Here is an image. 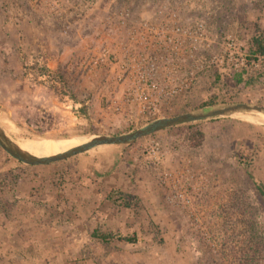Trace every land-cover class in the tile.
<instances>
[{
  "label": "rangeland",
  "instance_id": "rangeland-1",
  "mask_svg": "<svg viewBox=\"0 0 264 264\" xmlns=\"http://www.w3.org/2000/svg\"><path fill=\"white\" fill-rule=\"evenodd\" d=\"M161 1L180 9L188 1L183 13L204 21L222 70L202 73L164 117L107 112L113 85L89 67L106 44V17L122 9L132 20L151 16ZM257 29L264 0H0V264H264V243L247 235L255 219L264 241V199L254 186L264 185V113L182 122L45 163L12 154L16 145L51 157L205 107L264 108V59L247 60ZM191 123L202 138L191 139ZM153 141L166 151L161 166L141 157ZM112 190L134 195L138 208L114 204ZM95 230L113 237L104 242Z\"/></svg>",
  "mask_w": 264,
  "mask_h": 264
},
{
  "label": "built area",
  "instance_id": "built-area-1",
  "mask_svg": "<svg viewBox=\"0 0 264 264\" xmlns=\"http://www.w3.org/2000/svg\"><path fill=\"white\" fill-rule=\"evenodd\" d=\"M187 2L180 9L174 1H161L151 16L140 14L137 20L130 19L127 9L106 17V44L90 59L89 67L94 78L98 70H104L105 82L113 85L106 99L107 112L143 120L164 117L185 99L202 73L210 68L221 72L223 54L210 52L214 41L204 21L185 16ZM228 45H234L232 39ZM198 54H208V59L200 60ZM232 54L228 52L226 63ZM141 157L149 165L161 166L166 151L153 141ZM194 176L186 177L192 191ZM183 192L176 191V196L183 200Z\"/></svg>",
  "mask_w": 264,
  "mask_h": 264
},
{
  "label": "water",
  "instance_id": "water-1",
  "mask_svg": "<svg viewBox=\"0 0 264 264\" xmlns=\"http://www.w3.org/2000/svg\"><path fill=\"white\" fill-rule=\"evenodd\" d=\"M241 111H255V112L264 113V108H260V107H256L254 105H248V104H227L222 107H217V106L205 107L203 109H198L192 112H186V113L174 116V117L157 119L147 124L146 126L135 130L132 133L119 135V136H113V137L112 136L97 137L67 152L54 155L51 157H45V158L33 157L30 154L18 149L16 145H12V150H13L12 154L17 158L22 159L23 161H27L28 163H45V162H49L52 160L65 157L66 155H70L75 152L84 151L92 147L102 145V144H115V143L130 142L141 136L158 131L164 127L179 124L182 122L203 119V118L214 116V115H228V114H233V113H237Z\"/></svg>",
  "mask_w": 264,
  "mask_h": 264
},
{
  "label": "trees",
  "instance_id": "trees-1",
  "mask_svg": "<svg viewBox=\"0 0 264 264\" xmlns=\"http://www.w3.org/2000/svg\"><path fill=\"white\" fill-rule=\"evenodd\" d=\"M248 54L249 57H247L248 61L251 60H257L258 58H263L264 59V30L262 29H257L255 33L251 36L249 42H248ZM215 101L209 100V101H203L200 104H198V107H204V106H209L214 104ZM181 112H184L181 111ZM196 124L191 123L187 126V129L190 130L191 132V139L198 140L199 138L203 137V133L199 131V129H196ZM247 175L249 178L252 179V175L247 172ZM255 189L257 192L261 195V197L264 199V185L261 183H254ZM108 198L113 201L114 204H117L119 206H123L125 208H138V199L132 195L131 193H127L124 191H119V190H112L110 191V194L108 195ZM247 235L248 238L251 241L256 242L258 246L263 247V236H262V231L260 227L258 226V223L256 222L255 219H252L250 222L247 224ZM92 235L94 237L99 238L102 241H107L108 239L113 237L112 233L109 232H100L99 230L93 231ZM120 239L126 242H134L133 237H127V236H119Z\"/></svg>",
  "mask_w": 264,
  "mask_h": 264
},
{
  "label": "bare ground",
  "instance_id": "bare-ground-1",
  "mask_svg": "<svg viewBox=\"0 0 264 264\" xmlns=\"http://www.w3.org/2000/svg\"><path fill=\"white\" fill-rule=\"evenodd\" d=\"M56 145V144H55ZM61 148V147H60Z\"/></svg>",
  "mask_w": 264,
  "mask_h": 264
}]
</instances>
